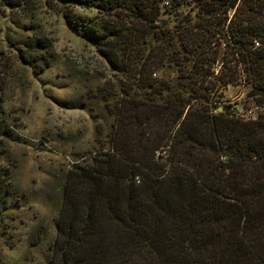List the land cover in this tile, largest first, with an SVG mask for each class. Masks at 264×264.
<instances>
[{
    "label": "trees",
    "instance_id": "obj_1",
    "mask_svg": "<svg viewBox=\"0 0 264 264\" xmlns=\"http://www.w3.org/2000/svg\"><path fill=\"white\" fill-rule=\"evenodd\" d=\"M43 1L76 22L74 8L95 9L85 32L126 77L108 151L66 177L48 264H264V0ZM241 73L263 111L213 113L215 89ZM12 134L2 127L0 157ZM10 191L0 169V213Z\"/></svg>",
    "mask_w": 264,
    "mask_h": 264
},
{
    "label": "rangeland",
    "instance_id": "obj_2",
    "mask_svg": "<svg viewBox=\"0 0 264 264\" xmlns=\"http://www.w3.org/2000/svg\"><path fill=\"white\" fill-rule=\"evenodd\" d=\"M191 8L181 5L179 11ZM74 11L80 21L65 17L69 6L0 0V131L7 126L13 133L3 139L0 157V169L9 171L11 181L0 213V264H48L66 177L107 152L115 132L110 110L126 77L111 71L85 32L97 11ZM220 68L218 64L212 77ZM170 76L175 78V72ZM215 90L213 113L247 120L263 111L248 96L243 73ZM158 128L153 132L157 139L164 136ZM142 131L152 135V129ZM135 134L128 127L126 140ZM158 155L153 169L164 163L155 160ZM101 160L108 161L106 156ZM118 165L122 175L129 170L122 160Z\"/></svg>",
    "mask_w": 264,
    "mask_h": 264
}]
</instances>
